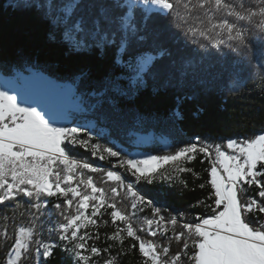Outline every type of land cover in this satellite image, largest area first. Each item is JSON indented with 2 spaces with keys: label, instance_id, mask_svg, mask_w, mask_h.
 Wrapping results in <instances>:
<instances>
[{
  "label": "snow or ice",
  "instance_id": "obj_1",
  "mask_svg": "<svg viewBox=\"0 0 264 264\" xmlns=\"http://www.w3.org/2000/svg\"><path fill=\"white\" fill-rule=\"evenodd\" d=\"M36 7L42 9L43 6L37 4ZM80 7V0H69L63 6L66 33L79 35L86 31L82 17L72 19ZM99 8V18L93 22L91 35L109 44L119 41L129 48L143 45L158 37V33L150 28V22L166 19L185 37L193 38V42L203 38L217 50L226 46L247 55L250 49H257L259 45L258 56L253 52V58H259L264 67V0H105ZM104 24L115 25V29L106 31ZM74 46L83 48L87 45L76 39ZM155 50L160 57L171 55L163 45ZM140 56L145 72L151 71L158 62L156 56L147 52ZM85 131L83 127H57L55 117L45 119L35 107H21L16 96L0 91V204L23 201L35 209L28 226L22 224L14 231L5 264H21L33 246L37 254H52V246L35 238L38 235L36 222L44 215L42 209L50 197L60 200L53 206L63 218L53 230L58 233L59 240L71 246L77 264H90L93 257L108 251L87 244L88 239H99L98 232L95 236L87 231L82 233V229L98 226L96 217L104 215L102 209H111V222L116 225V231L107 238L120 245L124 244L125 237L134 240L131 247L138 248L144 264H264V223L257 217L249 219L248 216L254 212L264 213V134L243 142L230 140L227 149H231L233 155L222 151L219 145L214 146L215 157L208 183L219 211L201 222L184 223L183 229L172 237L183 240L182 246L169 255L171 240L163 242L169 229L166 225L161 227L165 217L160 215L162 209L153 199L146 198L133 184H126L118 171L94 167L88 161L75 158L72 146L89 147V140L79 137ZM212 147L192 143L173 154L149 156L144 160L122 157L120 151L99 144H91L90 150L100 159L105 158L102 153L108 157H121L118 167L129 172L136 181L152 183L159 170L168 164L173 166L175 173H192V169L184 164L194 160L197 153L213 157ZM85 170L104 172L107 180L114 184L112 193L119 194L117 186L125 188L134 199L133 209L138 205L151 208L157 219H146L145 228H134L131 215L118 208L116 202H110L105 189L98 187L91 176L86 177ZM161 178L170 182L174 179L172 175L165 177L162 173ZM245 185L249 189L256 186L255 196L242 195L248 190ZM167 223L175 226L177 219L169 218ZM138 232H146L149 237L159 235L161 240L145 239ZM2 235L7 241V229ZM190 249L193 251L188 255ZM104 264H114V260L105 259Z\"/></svg>",
  "mask_w": 264,
  "mask_h": 264
},
{
  "label": "trees",
  "instance_id": "obj_2",
  "mask_svg": "<svg viewBox=\"0 0 264 264\" xmlns=\"http://www.w3.org/2000/svg\"><path fill=\"white\" fill-rule=\"evenodd\" d=\"M104 2L80 0L81 7L72 19L82 17L86 31L77 35L64 30L62 8L69 0H0V74L12 77L15 72L25 73L32 69L59 82L76 83L78 93L103 99L102 113L114 131L132 129L141 122L145 130L156 135L167 132L174 136L179 144L170 154L196 141L199 144L243 142L264 134V67L259 58H253V52L258 56L259 45L247 55L226 46L217 50L203 38L193 42V38L185 37L166 19L150 22V28L158 37L143 45L129 48L119 41V46L109 44L91 35L93 22L99 18V5ZM37 4L42 5V9H37ZM104 28L113 31L115 25L104 24ZM76 39L87 46L76 48ZM160 45L171 55L160 57L155 50ZM142 52L156 56L158 62L151 71H144ZM211 166L209 158L198 156L190 165L192 173L182 174L169 186L137 184L145 197L164 206L160 215L165 217V224L161 227L166 225L169 229L168 236L163 238L164 243L171 240L169 255L182 246L183 240L172 237L183 229L184 223L202 221L219 211L208 183ZM90 176L98 187L105 189L110 202H116L118 208L133 218V199L125 188L117 186L119 194H114L111 191L114 184L107 180L104 172ZM127 181L135 183L131 178ZM247 189L242 195L255 196V185ZM54 203L59 202L52 198L51 211L55 209ZM45 209L48 211L47 207L42 211ZM33 212L35 209L23 201L0 204V264H5L14 231L22 224L28 226ZM144 214L157 219L151 208ZM248 216L264 223V213L254 212ZM46 217L44 213L36 222L38 235L42 233ZM173 217L178 218L175 226L167 223ZM135 228L140 229L137 225ZM5 229L7 241L2 235ZM138 234L145 239L161 240L159 235ZM124 251H127L126 244L113 253L114 264L142 263L137 249L127 255ZM192 251L190 249L188 255ZM33 252L34 247L21 264H31ZM61 263L52 257L47 262Z\"/></svg>",
  "mask_w": 264,
  "mask_h": 264
},
{
  "label": "rangeland",
  "instance_id": "obj_3",
  "mask_svg": "<svg viewBox=\"0 0 264 264\" xmlns=\"http://www.w3.org/2000/svg\"><path fill=\"white\" fill-rule=\"evenodd\" d=\"M76 87V83L59 82L32 69L27 70L25 73L15 72L12 77H5L0 74V91H7L10 95L16 96L17 103L21 107H35L37 111H40L45 116V119H49L50 116L55 117V126L57 127H83L86 129L85 132L79 134V137L80 139H88L89 147L85 148L79 145L72 146L75 158L88 161L92 163L94 167L118 171L125 178V182H128L127 178L133 179L135 183L131 184L139 191L137 184L146 182L136 181L129 172H126L122 167H118L121 157H108L106 153H102L105 158L100 159L98 155H94L90 150L91 144H99L102 147H112L113 150L120 151L122 157L126 155L127 158L144 160L149 156L169 155L172 150L178 147L179 142H176L175 137L167 132H159V134L156 135L154 132L145 130L141 122L133 126L134 128L131 127L132 129L126 128L124 131H114L111 125H109L106 115L102 113L101 102H103V99L98 96H85L84 94L78 93ZM49 122L51 123L52 121L50 120ZM196 142L195 144L201 145L198 141ZM228 142L229 141L220 142L218 144L206 143L207 145L213 146L211 149L213 157L209 158L212 163L215 157V145H219L222 151H226L230 155L234 154L231 149H227ZM198 156L204 155L202 153H197L196 158H198ZM194 160L186 162L184 166L190 168ZM91 173L93 172L85 170L86 177L90 176ZM161 173L165 177L172 175L174 177L173 181L170 182L167 179H162ZM182 174L184 173H175L173 171V166L168 164L159 170L156 179L152 183L161 186H169L176 179H179ZM244 187L247 189V185ZM139 192L142 194L141 190ZM52 198L60 202L58 198L50 197L48 198L49 203ZM49 203L46 206L48 211L46 209L44 210L45 215L47 214L48 217L44 219L46 226L42 224V233L38 235V239L42 240L44 244L52 246V254L49 256H42L34 251L33 262L31 264H47L50 257L54 260H60L62 262L61 264H77L76 257L70 250L71 246L68 245L66 241L59 240L58 233L53 230L54 226L58 227V223L63 222V218L59 216L58 210H50L52 207ZM154 203L162 209L161 214H163L164 206L156 201H154ZM133 210L134 215L132 223L134 228L136 225L139 226L140 229L145 228L146 225L144 221L146 219H155L151 215L148 216L144 214L149 208L143 205H138L137 209ZM102 212L104 213L103 216L96 217L97 227L89 226L87 229H82V233L87 231L93 236H95L97 232L99 233V239L87 240L88 245L101 249H108V251L103 252L101 256L93 257L90 264H104L105 259H113V253L117 252V249L121 246L117 242L107 238L116 231V225L111 222V217L109 215L111 209H102ZM173 218L178 219L177 217ZM117 224H119L120 227H124L120 222H117ZM133 243H135L134 240L125 237L124 244L127 245V251H124L125 255L130 254L133 250H138V248L134 249L131 247ZM33 247L35 248V246ZM66 248L69 250L66 251ZM41 252H43V248H41ZM141 257L143 258L142 255ZM141 264H144V258Z\"/></svg>",
  "mask_w": 264,
  "mask_h": 264
}]
</instances>
